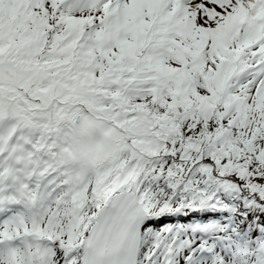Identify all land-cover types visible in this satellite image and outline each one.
Masks as SVG:
<instances>
[{
    "label": "snow or ice",
    "instance_id": "6c2138e0",
    "mask_svg": "<svg viewBox=\"0 0 264 264\" xmlns=\"http://www.w3.org/2000/svg\"><path fill=\"white\" fill-rule=\"evenodd\" d=\"M247 198L264 0H0V264H264Z\"/></svg>",
    "mask_w": 264,
    "mask_h": 264
},
{
    "label": "rangeland",
    "instance_id": "374dc122",
    "mask_svg": "<svg viewBox=\"0 0 264 264\" xmlns=\"http://www.w3.org/2000/svg\"><path fill=\"white\" fill-rule=\"evenodd\" d=\"M226 212L230 217H239L240 221L243 222L245 220L253 221L256 223L259 221L261 216H264V208L260 207L259 205L255 204L251 198H247L244 201H237L233 204L232 207L227 208ZM256 213L255 216L252 214ZM186 226L191 228L192 230H196L197 224H202L201 221L196 220H189V221H182ZM264 231V229H262Z\"/></svg>",
    "mask_w": 264,
    "mask_h": 264
},
{
    "label": "bare ground",
    "instance_id": "6f19581e",
    "mask_svg": "<svg viewBox=\"0 0 264 264\" xmlns=\"http://www.w3.org/2000/svg\"><path fill=\"white\" fill-rule=\"evenodd\" d=\"M251 222H253V221H251Z\"/></svg>",
    "mask_w": 264,
    "mask_h": 264
}]
</instances>
